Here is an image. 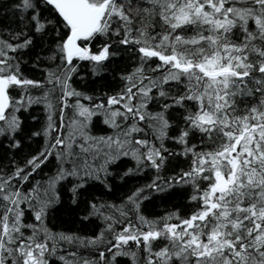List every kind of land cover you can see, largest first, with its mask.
<instances>
[{"label": "snow or ice", "instance_id": "snow-or-ice-1", "mask_svg": "<svg viewBox=\"0 0 264 264\" xmlns=\"http://www.w3.org/2000/svg\"><path fill=\"white\" fill-rule=\"evenodd\" d=\"M262 197L264 0H0V264H264Z\"/></svg>", "mask_w": 264, "mask_h": 264}, {"label": "trees", "instance_id": "trees-1", "mask_svg": "<svg viewBox=\"0 0 264 264\" xmlns=\"http://www.w3.org/2000/svg\"><path fill=\"white\" fill-rule=\"evenodd\" d=\"M239 142V141H238ZM248 142L250 143L251 142V135L249 134L248 136ZM205 147H207V144L205 145ZM247 150V149H245ZM233 169L236 170V171H239V167H238V163L237 161H230L229 162ZM227 170V168H225V171ZM262 200H264V197L261 198ZM186 203V200H185V193L180 190L177 192L176 196H175V199H173L171 202L167 203V204H160L159 201H157V204L159 205L158 207H156L153 211L157 212V213H163L165 211V208H168V209H171L173 207V205H176V206H182ZM234 227H239L238 225H234Z\"/></svg>", "mask_w": 264, "mask_h": 264}, {"label": "rangeland", "instance_id": "rangeland-1", "mask_svg": "<svg viewBox=\"0 0 264 264\" xmlns=\"http://www.w3.org/2000/svg\"><path fill=\"white\" fill-rule=\"evenodd\" d=\"M233 162H234V161H233ZM218 184L221 185V186L223 185L222 179H219V178H218Z\"/></svg>", "mask_w": 264, "mask_h": 264}]
</instances>
